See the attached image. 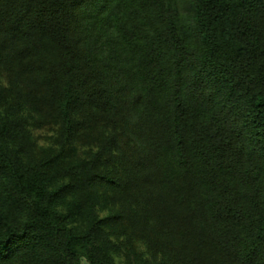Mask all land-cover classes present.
I'll use <instances>...</instances> for the list:
<instances>
[{
    "label": "trees",
    "instance_id": "obj_1",
    "mask_svg": "<svg viewBox=\"0 0 264 264\" xmlns=\"http://www.w3.org/2000/svg\"><path fill=\"white\" fill-rule=\"evenodd\" d=\"M264 264V0H0V264Z\"/></svg>",
    "mask_w": 264,
    "mask_h": 264
},
{
    "label": "rangeland",
    "instance_id": "obj_2",
    "mask_svg": "<svg viewBox=\"0 0 264 264\" xmlns=\"http://www.w3.org/2000/svg\"><path fill=\"white\" fill-rule=\"evenodd\" d=\"M82 264H88L85 260H83Z\"/></svg>",
    "mask_w": 264,
    "mask_h": 264
}]
</instances>
